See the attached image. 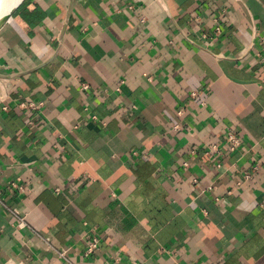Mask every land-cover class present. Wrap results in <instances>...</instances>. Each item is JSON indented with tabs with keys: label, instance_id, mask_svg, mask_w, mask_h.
I'll use <instances>...</instances> for the list:
<instances>
[{
	"label": "crops",
	"instance_id": "crops-1",
	"mask_svg": "<svg viewBox=\"0 0 264 264\" xmlns=\"http://www.w3.org/2000/svg\"><path fill=\"white\" fill-rule=\"evenodd\" d=\"M0 264H264V0H24Z\"/></svg>",
	"mask_w": 264,
	"mask_h": 264
},
{
	"label": "built area",
	"instance_id": "built-area-1",
	"mask_svg": "<svg viewBox=\"0 0 264 264\" xmlns=\"http://www.w3.org/2000/svg\"><path fill=\"white\" fill-rule=\"evenodd\" d=\"M88 84L84 83L83 84V88H87ZM193 94H196V92H194ZM33 105V104H31ZM226 143L228 146V149L230 152L235 151L241 144V140L238 137L237 133L234 131H230L227 134L226 137ZM218 145H212L211 146V150L212 151H216L218 150ZM194 182H197L196 179H194ZM100 242H101V237L97 234H94L92 236H90V238L87 239L86 241V246L83 250V255L86 257H91L93 255H95L97 253V251L100 249ZM57 254H59V256L65 257L66 252L65 251H56Z\"/></svg>",
	"mask_w": 264,
	"mask_h": 264
},
{
	"label": "water",
	"instance_id": "water-1",
	"mask_svg": "<svg viewBox=\"0 0 264 264\" xmlns=\"http://www.w3.org/2000/svg\"><path fill=\"white\" fill-rule=\"evenodd\" d=\"M24 0H6L0 12V27L12 16Z\"/></svg>",
	"mask_w": 264,
	"mask_h": 264
},
{
	"label": "bare ground",
	"instance_id": "bare-ground-1",
	"mask_svg": "<svg viewBox=\"0 0 264 264\" xmlns=\"http://www.w3.org/2000/svg\"><path fill=\"white\" fill-rule=\"evenodd\" d=\"M6 0H0V12L2 11L3 7H4V3Z\"/></svg>",
	"mask_w": 264,
	"mask_h": 264
}]
</instances>
